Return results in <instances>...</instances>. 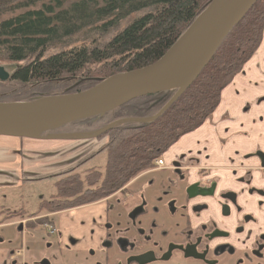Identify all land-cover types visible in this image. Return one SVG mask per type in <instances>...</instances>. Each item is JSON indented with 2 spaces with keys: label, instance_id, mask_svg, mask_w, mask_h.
Returning <instances> with one entry per match:
<instances>
[{
  "label": "trees",
  "instance_id": "trees-1",
  "mask_svg": "<svg viewBox=\"0 0 264 264\" xmlns=\"http://www.w3.org/2000/svg\"><path fill=\"white\" fill-rule=\"evenodd\" d=\"M208 2L0 0V63L12 66L10 80L0 83V102L27 101L61 90L78 92L100 79L147 66L167 51ZM263 33L264 0H257L197 79L164 113L150 123L121 122L98 135L107 140L103 173L94 172L85 181L76 174L61 178L56 183V197L63 203L41 201L38 209L52 211L95 201L150 168L160 151L212 115L221 92L257 52ZM73 39L81 42L74 45ZM77 77L81 80L72 85L70 80ZM13 82L26 85V93L18 92ZM58 84L60 88L55 89ZM172 94L137 98L107 114L106 125L152 117ZM24 213L21 209L0 210V223L23 218Z\"/></svg>",
  "mask_w": 264,
  "mask_h": 264
},
{
  "label": "flooded vegetation",
  "instance_id": "flooded-vegetation-1",
  "mask_svg": "<svg viewBox=\"0 0 264 264\" xmlns=\"http://www.w3.org/2000/svg\"><path fill=\"white\" fill-rule=\"evenodd\" d=\"M256 103L264 106V95ZM250 110H241L247 122ZM223 134L214 144L221 158L205 142L178 154L174 146L186 134L150 168L95 201L52 211L37 205L32 213L9 209L25 213L0 223L13 226L0 234V264H264V147L248 150V127ZM102 140L74 166L44 176L57 180L54 195L41 201L63 203L56 183L65 176L85 181L103 173ZM100 153L102 170L78 171Z\"/></svg>",
  "mask_w": 264,
  "mask_h": 264
},
{
  "label": "water",
  "instance_id": "water-1",
  "mask_svg": "<svg viewBox=\"0 0 264 264\" xmlns=\"http://www.w3.org/2000/svg\"><path fill=\"white\" fill-rule=\"evenodd\" d=\"M257 0H209L167 51L155 62L100 79L92 87L73 93L38 96L22 102H0V137L48 139L55 129L84 121H100L107 114L141 97L173 91L165 105L149 118L121 122L150 123L197 79L215 52ZM0 66V82L10 80Z\"/></svg>",
  "mask_w": 264,
  "mask_h": 264
},
{
  "label": "crops",
  "instance_id": "crops-1",
  "mask_svg": "<svg viewBox=\"0 0 264 264\" xmlns=\"http://www.w3.org/2000/svg\"><path fill=\"white\" fill-rule=\"evenodd\" d=\"M258 63L261 64L258 70H248L247 67L242 74L244 77L238 75L232 79L221 92L219 105L212 118L196 131L182 137L174 146L178 154L190 149L194 151L205 142L212 146L215 156L221 158L220 149L214 146L218 143V136L226 137L223 134L226 130L244 131L246 127L250 134L248 150L258 146L264 147V106L256 103V100L264 95V59ZM245 105L251 107L248 122L247 115L241 112ZM106 124L107 118L103 117L100 121H84L55 129L47 134L50 136L48 139L10 138L13 141L12 148H7L4 158H10L12 162L18 160V167L13 169L12 163H9L6 170L12 174L0 179V187L14 188L18 183L16 178L20 179L25 175V171L32 169L42 168L41 174L51 176L74 166L105 143V140L97 139L95 133ZM206 136L209 138L207 141ZM235 143L241 144L238 141ZM228 156L233 155L228 153ZM0 175L6 174L0 172Z\"/></svg>",
  "mask_w": 264,
  "mask_h": 264
},
{
  "label": "rangeland",
  "instance_id": "rangeland-1",
  "mask_svg": "<svg viewBox=\"0 0 264 264\" xmlns=\"http://www.w3.org/2000/svg\"><path fill=\"white\" fill-rule=\"evenodd\" d=\"M80 42L81 40L79 39H73L74 45ZM261 59H264V33L262 35V39L257 52L253 56H251V58H249L243 70L236 76L238 75L243 76L242 74L247 69V67L248 70H255V69L258 70L261 67V64H259L258 61ZM0 66H4L5 69L11 74L12 66L8 67L3 63H0ZM79 80H81V77H77L76 79H72L70 81L72 82L71 84L73 85ZM70 81H66V82L69 83ZM0 83H5V82H0ZM13 84L17 89V91L20 92L21 94H25L26 91L28 90V89L25 90L26 85H21L16 82H13ZM58 88H60L59 84L55 86V89ZM61 91H56L57 92L56 94H51V95H58L64 93ZM8 102H12V101H8ZM15 102H22V101H15ZM10 138L11 137H0V172L6 174V175H0V179L7 178L6 176L8 174L9 175L12 174L11 171L6 170V167H9V163H12L13 169L18 167V160H14V162H12L10 158H4L6 152L8 151L7 148L8 147L9 149L12 148L13 141L11 139L14 138L11 139ZM105 161H106L105 154L100 153L91 160H89L87 163H85L83 166H81L78 169V171L84 172L86 169L92 167L102 170L104 168ZM41 171L42 168L32 169L29 170L28 172L25 171V175H22L20 179L16 178L18 180V183H16V186H14V188H9L7 186L0 187V205L4 204L6 206V208L2 206L1 209L10 211L8 209L22 208L28 213H32L36 210L37 205L41 200L50 199L55 193L54 184L57 178L56 177L43 178L44 174H41L42 173ZM11 228H13V226L0 227V234L3 235L5 231H9V229Z\"/></svg>",
  "mask_w": 264,
  "mask_h": 264
},
{
  "label": "built area",
  "instance_id": "built-area-1",
  "mask_svg": "<svg viewBox=\"0 0 264 264\" xmlns=\"http://www.w3.org/2000/svg\"><path fill=\"white\" fill-rule=\"evenodd\" d=\"M156 164H157V165H161V164H162V161H161L160 159H158V160L156 161Z\"/></svg>",
  "mask_w": 264,
  "mask_h": 264
}]
</instances>
